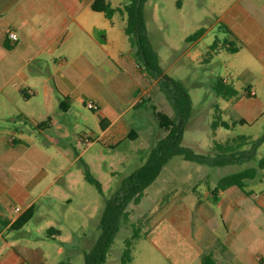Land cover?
Returning <instances> with one entry per match:
<instances>
[{
  "label": "crops",
  "instance_id": "0c3cea01",
  "mask_svg": "<svg viewBox=\"0 0 264 264\" xmlns=\"http://www.w3.org/2000/svg\"><path fill=\"white\" fill-rule=\"evenodd\" d=\"M93 2L0 0V214L10 222L31 206L35 216L40 199L66 184L63 173L47 166L54 160L51 149L70 134L88 135L75 131L79 123L73 114L80 106H98L102 137L111 147L142 138L137 119L127 116L141 114L144 106L138 104L145 94L151 98L150 87L157 81L135 60L124 33L125 15L107 18L92 9ZM233 17L244 26L236 35L247 38L250 11H234ZM10 32L17 40L9 38ZM62 97L71 99L70 109L60 108ZM48 119V127L38 128ZM213 198L210 194L207 201L199 197L190 204L177 193L160 207L149 237L143 238L157 248L153 257L167 264H205L206 258L213 264H264V170L243 190L232 186L220 191L217 201ZM5 230L9 227L0 225L1 240ZM64 246L58 254L65 253ZM47 262L40 247L14 248L5 240L0 247V264Z\"/></svg>",
  "mask_w": 264,
  "mask_h": 264
},
{
  "label": "rangeland",
  "instance_id": "374dc122",
  "mask_svg": "<svg viewBox=\"0 0 264 264\" xmlns=\"http://www.w3.org/2000/svg\"><path fill=\"white\" fill-rule=\"evenodd\" d=\"M109 1L115 8L129 0ZM241 9L250 11L252 16L253 24L247 38L236 35V30L240 26L244 29V26L241 20L234 19L233 14ZM116 17L120 23L121 16ZM145 17L160 67L167 76L181 82L191 98V116L182 145L206 155L211 153L213 140L224 142L238 135L255 140L264 136V0H147ZM200 29L203 33L198 39L188 40ZM214 42L219 47L216 51L210 50ZM231 45L238 51L222 48ZM219 79L237 89L239 97H218L213 85ZM149 92L159 110L173 115L158 83L150 87ZM215 105L222 110L225 121L233 123L244 118L248 123L237 124L229 130L220 127L213 136L211 122ZM141 109L140 115L131 111L127 118L137 119L142 138L111 147L102 137L97 111L80 106L73 114L75 122L79 123L75 131L80 137L86 132L92 140L91 145L86 147L82 138L70 134L63 144L51 149L54 160L47 170L63 173L66 184L43 196L32 220L20 230H5L3 240L14 248L19 245L42 248L48 258L46 264H84L85 253L93 248L101 233L105 200L146 162L156 143L165 136L152 112L146 106ZM83 113L87 119L83 118ZM262 158L264 143L252 161L219 168L202 166L182 156L173 157L146 190L141 202L128 207L129 219L120 223L105 264H117L124 239L131 235L132 224L140 219L146 223L143 230L147 237L154 214L177 193L184 194L190 204L199 197L207 201L220 178L256 166ZM85 166L101 183L102 195L84 179ZM11 214L15 216L13 212ZM48 233L54 238H48ZM3 240L0 239V247ZM63 246L65 253L58 254L57 249ZM156 251L150 241H138L133 252L135 264H167L165 258L153 257Z\"/></svg>",
  "mask_w": 264,
  "mask_h": 264
},
{
  "label": "trees",
  "instance_id": "16d2710c",
  "mask_svg": "<svg viewBox=\"0 0 264 264\" xmlns=\"http://www.w3.org/2000/svg\"><path fill=\"white\" fill-rule=\"evenodd\" d=\"M147 0H129L120 7L113 8L105 0H94L92 9L103 12L107 18H111L116 12H120L126 17L124 33L130 45L134 49V57L138 65L142 68L146 76L158 83L160 90L164 93L169 105L173 110V115H169L152 102L150 97L143 98L138 104L146 106L158 121L159 127L164 131L165 136L160 139L151 150L146 162L129 175L122 183V186L109 198L105 200V208L100 222V236L93 248L84 255V264H105L114 243V239L119 231L120 223L129 219L128 207L130 204L138 205L143 199L146 190L151 187L160 176L164 166L175 156H182L185 160L195 162L210 168L223 167L232 164H243L250 162L256 156L257 149L264 143V136L253 140L246 135H238L229 138L224 142L213 140L210 154H198L192 149L182 145L186 124L191 116V98L181 82L167 76L159 64V58L151 43L145 17V4ZM203 33L200 29L191 35L188 40L198 39ZM218 45L214 42L210 50L216 51ZM223 49L236 52L237 48L222 47ZM213 89L218 97L224 99L239 97V91L232 85L227 84L223 79H219ZM247 91L250 88L246 89ZM72 101L69 97H62L60 108L68 110ZM215 112L211 122L213 136L218 128L231 129L235 125L247 124L248 121L241 118L233 123L225 121L222 117V110L215 105ZM50 124V119L39 124L38 128L44 129ZM100 126L104 129L103 121ZM131 139V137H129ZM133 140V139H132ZM250 145V148H246ZM264 170V158L258 161L256 166L246 168L239 172L223 176L211 190L214 196L213 201H217L220 191L235 186L243 190L246 181L253 180L258 176L259 171ZM84 179L95 186L102 195V185L89 171L87 166L84 169ZM1 212V206H0ZM35 214V206L26 209L13 222L6 220L0 214V225L8 226L9 230H20L32 220ZM145 221L140 219L138 223L132 224V233L124 239V247L120 256L119 264H131L133 252L138 241L143 239L147 232L143 229ZM51 232V231H50ZM58 233V231H55ZM48 236H52L48 233ZM205 264H213L209 258ZM59 264H70L61 262Z\"/></svg>",
  "mask_w": 264,
  "mask_h": 264
},
{
  "label": "built area",
  "instance_id": "2783aa9c",
  "mask_svg": "<svg viewBox=\"0 0 264 264\" xmlns=\"http://www.w3.org/2000/svg\"><path fill=\"white\" fill-rule=\"evenodd\" d=\"M9 38L11 40L15 41V40H17V34L15 32H10L9 33ZM251 94L252 95H255L254 92H252ZM87 108L89 110H92V111H97L98 110V106L96 104H94L93 102H89L87 104ZM82 141L84 142V144H85L86 147L90 146L91 143H92V140H91V138H90L89 135H84V137L82 138ZM15 211L18 212L19 209H16Z\"/></svg>",
  "mask_w": 264,
  "mask_h": 264
}]
</instances>
